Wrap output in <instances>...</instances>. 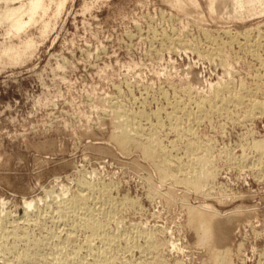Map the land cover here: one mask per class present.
<instances>
[{
	"label": "rangeland",
	"instance_id": "obj_1",
	"mask_svg": "<svg viewBox=\"0 0 264 264\" xmlns=\"http://www.w3.org/2000/svg\"><path fill=\"white\" fill-rule=\"evenodd\" d=\"M60 1L44 0L45 13L40 12L37 22L19 36L0 26V55L5 46L26 41L35 45L22 62L0 61V217L7 219L5 229L25 225L21 228H28L32 239L45 237L52 228L64 235L70 224L55 223L45 202L69 198L84 178L91 184L112 185V197L119 204L126 199L137 202L124 204L108 230L117 225L127 234L133 226L153 229L164 247L161 258L168 264H204L212 251L225 253L229 264H264V158L256 164L259 154L250 148L256 141L264 142V116L240 122L241 113L229 107L228 116L192 124L197 140L212 146L209 154L216 169L215 179L200 192L160 179L154 163L138 149L122 151L112 135L125 120L111 111L116 103L134 113L160 111L159 121L166 127L157 136L186 163L183 143L168 127L170 105L180 98L185 101L186 91L192 89L185 103L194 111L200 96L209 97L215 86L226 82L235 89L244 84L264 92V60L249 56L237 44L225 48L216 60L203 58L211 48L207 35L223 44L227 30L241 37L252 30L263 32L264 14L245 21L211 16L206 0H197L199 10L191 9L200 12L202 20H196L166 0H66L57 16ZM149 122L156 124L157 119L151 116ZM32 199L38 203L25 221L24 201ZM207 204L224 223L219 231L227 233V242H214L218 246L212 251L213 243H201L202 233L195 231L187 214V208ZM86 236L76 230L75 245H83ZM24 247L20 244L12 253L0 248V264H19L14 258ZM42 251L51 262L50 248ZM86 253L84 248L79 251L81 256ZM118 253L127 260L139 257L136 249L125 252L119 247Z\"/></svg>",
	"mask_w": 264,
	"mask_h": 264
},
{
	"label": "bare ground",
	"instance_id": "obj_2",
	"mask_svg": "<svg viewBox=\"0 0 264 264\" xmlns=\"http://www.w3.org/2000/svg\"><path fill=\"white\" fill-rule=\"evenodd\" d=\"M166 1L173 5V7H177L179 10L184 11L185 14L188 13L192 15L196 20H202V15L199 14L200 12L197 10L193 11V9H191V7H195L194 9L197 7L199 8L197 0ZM65 3L66 0H61L58 3L56 12L57 16L63 12L62 9L64 8ZM206 5L211 16L221 15L224 17L225 14L227 15L226 18L232 20L245 21V19L250 16L264 14V0H206ZM44 7V0H1L0 26L6 27V32H8V34L11 33L14 36H19V34L28 26L37 22V16L40 12L45 13L46 10H44ZM44 29H48V24L44 26ZM227 31L225 33L227 34L228 39L223 44L218 43L219 41L217 42V40L213 38L212 35L211 37L210 35H207L209 36V41L207 42L211 44V48L208 49V51L205 50L203 52L204 57L201 55L200 56L203 58L207 56L208 58L206 59L216 60V58H218L221 53L224 52L225 48H229L237 44L238 47L240 46L241 51L249 54V56H253V58L259 60H264V58H262L264 57V31L262 32L260 29L258 31L255 30L256 32L254 30L248 31L244 35L242 34V37L240 35H231V33L228 31L230 33L229 34ZM164 40L171 43L168 38H165ZM21 44H19V46H5L3 50L1 49L2 53L0 55V61L4 60L5 62L8 61L11 64H15L22 62L26 57L30 56V52L35 46L33 41H26L25 43ZM200 54H202V52H200ZM262 82L264 84V81ZM238 86L239 87L235 89V87L231 85V82L222 83V85L219 84L217 88L215 86V89L211 90L212 92L210 91L211 94H209V97H199V99L196 101L194 111H190L189 108H187V105L190 104L186 105L185 101L192 97L195 90L193 91L192 89H189L186 91V98H188L185 99V101L184 98L183 100L181 98L179 100H175L174 98L175 101L173 106L170 105L172 107V111L166 113V117L169 122V126L168 124L167 126L169 127L170 133L175 134L177 139L183 143L185 155L188 157L186 163L180 160L182 157L179 159L177 156H173L172 152L166 149V147H164L161 143V140H159L157 136L159 129L166 127V123L163 125L164 122H162V119L159 121L161 114L160 111L153 113V115H147L143 112H130L126 109H123V107L117 106L118 104L116 102V105L112 104V106L110 104L112 106L111 111L114 113L113 115L125 120L122 123L120 122L121 124L118 123L119 126L117 131L112 135V138L122 149V151H128L129 148H135L141 151L145 159L154 163V168H156L158 171L160 175L158 176L160 179L166 180L170 178L174 180V182L183 184V186L187 187L191 186L195 188V190L201 192L207 182L215 179L216 169L214 170V167H212V154H209L212 146H209L210 144L202 145L199 140H197L193 129V123L200 122L201 120L213 117L214 115L228 116L227 112L229 111V107H233L236 109V111L238 110L241 113V118L239 119L240 122L252 120L259 116H264L263 90H261L259 87L253 90L248 89V87H246L244 84H240ZM260 92L263 94V99L258 98V94ZM151 116L157 119L156 124H150L149 121ZM148 122L149 124H147ZM250 148L259 154L258 159H256L258 163L256 164L261 163V160L264 158L262 157L264 156V142H262V140L256 141ZM173 167L175 168L174 170L172 169ZM252 168V170H256V167ZM188 173L191 175L190 179L187 178L186 174ZM82 179L79 181L78 189L69 198L63 197L59 201H53V204H48L45 202L46 208L48 206L51 213L53 214L51 217H53L52 220L54 219L55 223L59 221V223L63 222L65 224H70V230L67 231V233L64 235L61 234V236L54 231L55 229L53 230L52 228V230L47 231L48 234L45 237L41 239H32L29 229H22L25 226L24 224L23 227L21 226L22 228L16 225L14 226L13 230L8 232L5 229V223L7 219L5 217H0V248L6 253H12L17 251L16 248L18 245L24 244L25 247L23 251L14 258L15 263L17 262L19 264H168L165 261L166 259L161 258L163 255L161 256L160 252L164 247H162V244H160L157 240V234L155 235V231L153 229H146L145 227V229H138L134 226L132 228L131 226L133 231L132 233L128 231L130 234H127L121 229V227L119 228L117 225L113 230H108L109 222L114 220L116 214L120 209H122L124 204L128 203L132 206L135 203V201H132L133 199H126L123 203L119 204L117 201L115 202L114 198L112 197V185L91 184L87 180ZM172 192L173 191H171L170 194ZM37 203L38 202L35 199L24 201V208L22 207L24 216L22 217L25 221H30L28 220L30 211L31 209L36 208L35 206H37ZM187 209H189L187 214L190 215V222L195 223V225L192 224V226L194 225L197 228L195 231L198 230V232L202 233L200 238L203 242L201 243L204 244V242H206L208 245L209 243H213L212 245H209L211 248L210 250L212 251L214 249V245L216 249L218 246L217 244L222 241L221 239H226L225 235H227V233L226 230V234L223 232L222 234L221 231H219V228H221L220 224H222L223 221H220L218 216L213 213L211 209L214 208L207 204L200 207L196 206V208L189 207ZM22 217L20 218L22 219ZM54 222H52V224ZM20 223L22 224V222ZM76 230H81L87 235V241L81 246L75 245L74 235ZM8 238L11 241H8L7 243ZM197 239H199V236ZM139 240L142 242V244H140L141 242ZM92 241H96L98 245H91ZM138 241L140 243H138ZM196 242H198V240ZM214 242L218 243L216 244ZM120 245H124L122 248L125 250V252H135L136 249V251L139 253V257L134 260H127L125 257L124 260L123 257H118L119 247L122 249ZM194 245L195 244H193V246ZM44 246H47V248L49 247L51 250V262L46 260V253L44 254L42 251ZM82 248L87 249V255L85 254V256H83L82 254L81 256V253L79 254V251H81ZM212 252V255L210 253L211 258L210 256V259L208 258L209 262L206 260L205 263L229 264L228 257L225 253L218 251Z\"/></svg>",
	"mask_w": 264,
	"mask_h": 264
}]
</instances>
